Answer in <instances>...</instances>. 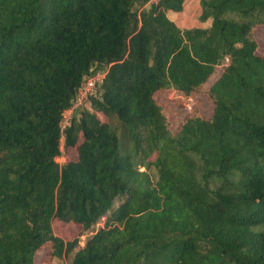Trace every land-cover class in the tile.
Listing matches in <instances>:
<instances>
[{
    "label": "trees",
    "instance_id": "trees-1",
    "mask_svg": "<svg viewBox=\"0 0 264 264\" xmlns=\"http://www.w3.org/2000/svg\"><path fill=\"white\" fill-rule=\"evenodd\" d=\"M187 1L0 0V264H264V0Z\"/></svg>",
    "mask_w": 264,
    "mask_h": 264
},
{
    "label": "rangeland",
    "instance_id": "rangeland-1",
    "mask_svg": "<svg viewBox=\"0 0 264 264\" xmlns=\"http://www.w3.org/2000/svg\"><path fill=\"white\" fill-rule=\"evenodd\" d=\"M155 1V0H153ZM200 13V7L198 0H188L185 4V7L182 11L177 13H171L169 18L174 21V23L181 29L191 28L196 26L205 25L206 23H200L198 19V15ZM255 37L258 41V49L257 53L264 54V27H257L255 31ZM221 65H219L215 71V74L210 78L208 84L219 74L221 70ZM207 84V85H208ZM177 95L172 91H162L158 94V102L162 104L167 110L169 118L171 119V129H174L177 124L181 121L185 113L189 110V103L181 107L176 102ZM193 105H197L200 109V112L203 116L209 115L210 104L206 100V98L202 95H197L196 98L193 99ZM64 159L65 161L69 159L75 158V150L72 148L67 151L65 148L63 149ZM104 218L96 224L94 230L97 227L103 225ZM53 232L64 240L71 239L75 235H77L78 227L75 224H67L65 226L61 225L58 221L53 220L52 222ZM93 230H89L79 237V244L82 245L87 234H90ZM41 256V253L38 254L37 259ZM69 259L61 258V259H53L52 264H68Z\"/></svg>",
    "mask_w": 264,
    "mask_h": 264
},
{
    "label": "built area",
    "instance_id": "built-area-1",
    "mask_svg": "<svg viewBox=\"0 0 264 264\" xmlns=\"http://www.w3.org/2000/svg\"><path fill=\"white\" fill-rule=\"evenodd\" d=\"M228 59L224 58V63H227ZM105 71H97L91 75L84 76L77 89L74 100L71 102L70 106L63 112L62 119L59 123L60 138H59V150L60 153L55 157V161L58 164H62L65 161L63 149H64V130L69 126L73 115L75 114L77 108L85 103L87 98L94 94L97 86L101 82Z\"/></svg>",
    "mask_w": 264,
    "mask_h": 264
}]
</instances>
